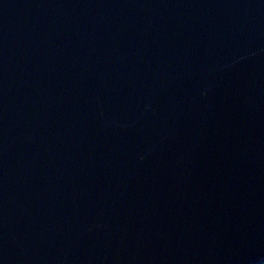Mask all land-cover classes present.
<instances>
[{"label":"water","instance_id":"1","mask_svg":"<svg viewBox=\"0 0 264 264\" xmlns=\"http://www.w3.org/2000/svg\"><path fill=\"white\" fill-rule=\"evenodd\" d=\"M0 264H264V0H0Z\"/></svg>","mask_w":264,"mask_h":264}]
</instances>
